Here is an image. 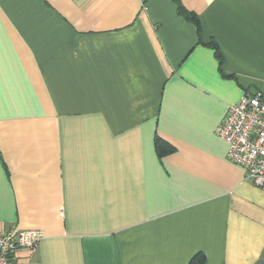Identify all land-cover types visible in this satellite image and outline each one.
<instances>
[{
    "label": "crops",
    "instance_id": "0c3cea01",
    "mask_svg": "<svg viewBox=\"0 0 264 264\" xmlns=\"http://www.w3.org/2000/svg\"><path fill=\"white\" fill-rule=\"evenodd\" d=\"M180 1L200 38L174 0H0V231L43 232L20 264H264V191L215 136L264 90V0Z\"/></svg>",
    "mask_w": 264,
    "mask_h": 264
},
{
    "label": "built area",
    "instance_id": "2783aa9c",
    "mask_svg": "<svg viewBox=\"0 0 264 264\" xmlns=\"http://www.w3.org/2000/svg\"><path fill=\"white\" fill-rule=\"evenodd\" d=\"M215 136L226 145L227 161L241 166L245 179L264 191V90L245 93L229 105ZM42 238L38 229L0 231V264H20L15 253L34 252Z\"/></svg>",
    "mask_w": 264,
    "mask_h": 264
},
{
    "label": "trees",
    "instance_id": "16d2710c",
    "mask_svg": "<svg viewBox=\"0 0 264 264\" xmlns=\"http://www.w3.org/2000/svg\"><path fill=\"white\" fill-rule=\"evenodd\" d=\"M174 3L176 5L177 13L181 15L182 17H184L189 23L194 24V26L196 27L197 33H198L197 35L200 38V35H199L200 34V22H198L199 21L198 17L194 13L185 10L180 0H174ZM206 45L214 49L215 55L218 58L217 60H219V63H220V71H221V60H220L221 54L218 48L216 47L217 45L213 41H209ZM154 139H155L154 140L155 151L159 158H162L173 152L174 148L170 146L169 144H167L166 142H164L162 139H159V137L157 136ZM204 263H205V257L201 253L195 254L188 262V264H204Z\"/></svg>",
    "mask_w": 264,
    "mask_h": 264
}]
</instances>
